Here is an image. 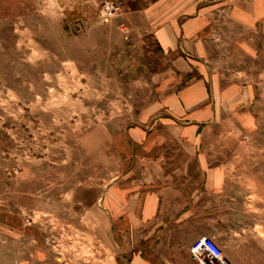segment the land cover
<instances>
[{"label": "rangeland", "instance_id": "rangeland-1", "mask_svg": "<svg viewBox=\"0 0 264 264\" xmlns=\"http://www.w3.org/2000/svg\"><path fill=\"white\" fill-rule=\"evenodd\" d=\"M170 29L208 47L186 73ZM195 77L211 106L195 137L220 171L192 191L169 180L151 201L171 210L141 222L158 185L120 144L190 121L158 114ZM172 125L155 141L194 135ZM202 235L264 264V0H0V264H198Z\"/></svg>", "mask_w": 264, "mask_h": 264}, {"label": "crops", "instance_id": "crops-1", "mask_svg": "<svg viewBox=\"0 0 264 264\" xmlns=\"http://www.w3.org/2000/svg\"><path fill=\"white\" fill-rule=\"evenodd\" d=\"M246 11L247 9L239 12L238 14L242 16V18H250L251 13H249V15ZM167 36L169 41L168 48L170 50V54L173 56L174 65L178 67V70H180L181 73L189 71L193 63H200L201 57L208 53V47H205L204 41L201 40V38L197 42V40H186L185 35H183L184 40L179 42L180 33L174 32L172 29H170L169 33L167 32ZM206 85V79L203 77H195L189 80L185 83V85L181 86L178 91H175L173 96H168V101L162 106L163 112L161 111L158 114H166L165 111L171 113L172 115H176V113H191L194 117L191 118L190 121L186 122L189 123V125L186 123L179 124L170 119L159 118L157 119L158 122L155 121L154 128L151 132L150 128H146L147 126L143 124L135 126L136 128L134 131L136 130V133H139L137 131H140L138 137L142 138V142H121L122 144H120V146L125 145L124 147L126 148H129L130 146L142 148V151L139 153V156H141L142 159L140 161L139 171L143 174L140 175V178L150 180V184L153 183L151 186L158 185L156 187V192L150 191V194L145 192L142 193L143 200L139 201L137 209V219L141 218V222L143 221L144 212H166L171 210L168 203L166 204L162 201L153 203L151 201V199L157 197L158 193H161V190L159 189L160 186L171 189L169 180H179L175 182L177 184L174 188L181 187L185 190L192 191L196 190L200 186H203L206 181L207 184H211V180H213L215 173L220 171V166L218 164L213 165V160L209 159L210 156L200 150L201 145L200 142H198L200 139L198 136L195 137L198 134L197 127L200 125V116L205 114L207 108L211 107L210 105L204 107L205 104H208L203 101L208 95ZM181 103L184 104L186 111L182 107ZM179 108L181 109L180 111H178ZM167 122H171L173 124L172 126H176V128L181 130L184 129V131L187 128V130H193L194 135H192L187 142L155 141V133L160 135V130L162 129L161 131H163V127L161 125H165ZM157 127H159L158 130H156ZM130 135L132 136V133ZM181 136L185 135L181 132ZM159 180L162 183H156ZM147 195H150V203L147 202ZM124 207L128 210L127 204H125ZM145 260L146 258L140 253L134 255L133 257L134 264H146Z\"/></svg>", "mask_w": 264, "mask_h": 264}, {"label": "built area", "instance_id": "built-area-1", "mask_svg": "<svg viewBox=\"0 0 264 264\" xmlns=\"http://www.w3.org/2000/svg\"><path fill=\"white\" fill-rule=\"evenodd\" d=\"M189 251L198 264H231L214 239L206 235L197 238Z\"/></svg>", "mask_w": 264, "mask_h": 264}]
</instances>
